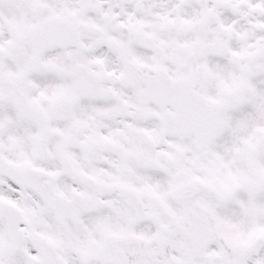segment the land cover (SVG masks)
Listing matches in <instances>:
<instances>
[{"label": "snow or ice", "instance_id": "1", "mask_svg": "<svg viewBox=\"0 0 264 264\" xmlns=\"http://www.w3.org/2000/svg\"><path fill=\"white\" fill-rule=\"evenodd\" d=\"M0 264H264V0H0Z\"/></svg>", "mask_w": 264, "mask_h": 264}]
</instances>
